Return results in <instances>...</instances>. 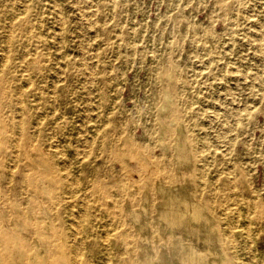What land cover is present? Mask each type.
<instances>
[{
	"label": "rangeland",
	"instance_id": "obj_1",
	"mask_svg": "<svg viewBox=\"0 0 264 264\" xmlns=\"http://www.w3.org/2000/svg\"><path fill=\"white\" fill-rule=\"evenodd\" d=\"M0 264H264V0H0Z\"/></svg>",
	"mask_w": 264,
	"mask_h": 264
},
{
	"label": "bare ground",
	"instance_id": "obj_2",
	"mask_svg": "<svg viewBox=\"0 0 264 264\" xmlns=\"http://www.w3.org/2000/svg\"><path fill=\"white\" fill-rule=\"evenodd\" d=\"M79 3H81V2H79ZM25 4H26V3H25ZM88 5H90V4L88 3ZM90 7H91V6H90ZM90 7H89V8H90ZM92 7H93V6H92ZM80 8H81V7H80ZM94 8H95V7H94ZM79 10H81V9H79ZM82 11H83V10H82ZM80 13L82 14V12H80ZM83 13H84V11H83ZM95 13H96V12H95ZM82 16H84V15H82ZM93 16H94V15H93ZM87 17H88V16H87ZM84 18H85V16H84ZM61 20H62V19H61ZM62 22H63V21H62ZM62 25H63V24L61 23V26H62ZM8 43H9V42H8ZM88 48H89V47H88ZM83 51H85V50H83ZM89 52H90V50H89ZM85 53H86V52H85ZM82 54H83V53H82ZM5 55H7V54H5ZM4 58H5V57H4ZM245 77H246V76H245ZM237 105H238V104H237ZM19 118H20V117H19ZM20 121H21V120H20ZM220 124H222V123H220ZM222 125H223V124H222ZM222 125H221V127H222ZM225 126H226V125H225ZM228 128H229V127H228ZM223 129H225V127H224ZM226 129H227V128H226ZM226 129H225V130H226ZM231 129H232V128H231ZM87 131H88V130H87ZM227 131H228V130H227ZM227 131H226V132H227ZM223 132L225 133V131H223ZM224 133H223V134H224ZM225 134H226V133H225ZM225 134H224V135H225ZM25 136H26V135H25ZM221 136H222V135H221ZM226 136H227V135H226ZM226 136H225V137H226ZM24 139H25V140H24L25 144L28 145V143L30 142V141L28 140V137L26 136V138L24 137ZM220 139H221V138H220ZM227 142L230 143L229 141H227ZM230 146H231V145H230ZM85 148H86V147H85ZM228 150H229V149H228ZM228 171H230V170H228ZM197 175H198V174H197ZM128 176H129V175H128ZM203 177H204V176H203ZM233 177H234V176H233ZM234 178H235V177H234ZM234 178H233V179H234ZM234 181H235V180H234ZM185 192H186V191H185ZM201 192H202V191H201ZM187 196H188V195H187ZM200 196H201V194H200ZM178 197H179V196H178ZM72 201H73V200H72ZM85 201H86V200H85ZM4 206H5V205H4ZM18 206H19V205H18ZM67 206H68V205H67ZM235 206H236V205H235ZM1 208H2V207H1ZM166 209H167V208H166ZM2 210H3V209H2ZM178 210H179V209H178ZM16 211H17V210H16ZM180 211H181V210H180ZM143 213H144V211H143ZM181 213H182V211H181ZM189 213H191V212H189ZM182 214H183V213H182ZM72 215H73V214H72ZM183 216H184V215H183ZM28 217H29V216H28ZM168 217L170 218V221H171V220L174 221V220L176 219L175 217H173V214H172L171 211H169V213H168L167 211L165 212V218H167V219L169 220ZM37 221H38V220H37ZM188 221H189V220H188ZM186 222H187V221H186ZM187 225H189V224H187ZM60 226H61V225H60ZM74 226H76V225L74 224ZM79 226H80V225H79ZM230 226H231V225H230ZM76 228H77V227H76ZM78 231H79V230H78ZM189 232H190V231H189ZM230 232H232V229H231ZM77 233H78V232H77ZM74 235H75V234H74ZM75 236H76V235H75ZM104 237H105V236H104ZM35 238H36V237H35ZM105 238H106V240H107V237H105ZM105 238H104V239H105ZM104 239H103V240H104ZM13 240H14V239H13ZM233 244H234V242H233ZM254 254H255V253H254ZM128 257H129V256H128ZM176 257H177V256H176ZM253 257H255V256H253Z\"/></svg>",
	"mask_w": 264,
	"mask_h": 264
}]
</instances>
